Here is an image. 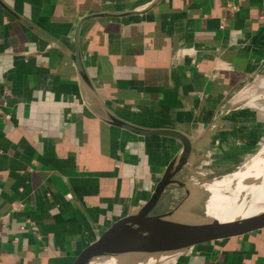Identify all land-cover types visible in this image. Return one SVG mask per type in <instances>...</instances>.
Listing matches in <instances>:
<instances>
[{"label":"crops","instance_id":"obj_1","mask_svg":"<svg viewBox=\"0 0 264 264\" xmlns=\"http://www.w3.org/2000/svg\"><path fill=\"white\" fill-rule=\"evenodd\" d=\"M256 76L264 0H0V264H70L150 200L183 146L119 125L196 141L148 217L198 205L236 165L222 110L264 139ZM229 235L174 264H264V222Z\"/></svg>","mask_w":264,"mask_h":264},{"label":"bare ground","instance_id":"obj_2","mask_svg":"<svg viewBox=\"0 0 264 264\" xmlns=\"http://www.w3.org/2000/svg\"><path fill=\"white\" fill-rule=\"evenodd\" d=\"M257 157L251 160L250 167L245 171L211 180L204 185L210 194L205 207L207 218L193 216L177 219L173 224L166 221L150 223L147 230L137 228L130 239L145 248L185 249L214 238L220 225L231 224L243 218L249 219L240 229L263 223L264 168L260 167L263 159ZM232 185L233 193L225 194ZM230 231L231 228L228 227L221 234ZM152 261L153 259H149L145 264ZM91 264H118V261L111 258Z\"/></svg>","mask_w":264,"mask_h":264},{"label":"water","instance_id":"obj_3","mask_svg":"<svg viewBox=\"0 0 264 264\" xmlns=\"http://www.w3.org/2000/svg\"><path fill=\"white\" fill-rule=\"evenodd\" d=\"M262 76H256L251 85L257 86L254 93L247 99L248 108L254 109L256 104L264 99V93L258 87ZM118 124V123H116ZM119 125V124H118ZM125 129L136 132L140 135H160L174 138L181 142L183 149L178 159L177 167L173 168L174 163L166 170L163 178L158 183L150 200L134 215L129 216L114 223L106 230L96 241L89 244L80 251L71 261L70 264H91L103 262L104 260L114 258L118 264H123V261H128L126 264H145L149 259H153L150 264H174L180 258L186 257L193 253V248H145L134 243L130 237L137 228L148 229L150 223L168 222L173 224L175 220H166L161 218H150L149 213L154 208L164 189L173 183V178L182 170L186 164L193 145L196 141H190L186 136L177 131L158 130V131H142L134 129L128 125H119ZM249 218L239 219L231 224L220 225L216 230V239H220L221 233L231 228L228 238L238 236L239 229ZM152 235V233H150Z\"/></svg>","mask_w":264,"mask_h":264},{"label":"rangeland","instance_id":"obj_4","mask_svg":"<svg viewBox=\"0 0 264 264\" xmlns=\"http://www.w3.org/2000/svg\"><path fill=\"white\" fill-rule=\"evenodd\" d=\"M263 100L264 99L262 98V100L260 101ZM244 109H245V101H241V104L236 109L234 108L223 109L219 115V118L217 119V124H219L220 121H230L235 123L234 126L232 127L233 128L232 133L226 132L225 134H223L222 139L225 140H223L221 144V150L222 149L224 150L225 147L226 148L229 146L232 147L234 149L233 156L235 157L236 160V165L233 168V170L228 174L222 175L218 179L235 172L245 171L247 168L250 167L252 162L251 160L256 158L259 154L260 155L258 157L263 159V163L260 165V167L264 168V139L263 138L261 139L260 133L257 131V129L254 126L251 129V127L246 123V121L243 120ZM237 112L240 113L238 114ZM229 125L230 124L223 123L220 125H215V127L220 132L222 129L226 128ZM245 130H250V131L247 133L245 132ZM244 132L246 134H244ZM227 155H225L224 157H229V158L233 157ZM233 191H234V185H232L231 188L225 191L226 192L225 194H231L233 193ZM202 193H203L202 197L196 201L198 205L189 204L183 206L182 210L180 211L181 214L176 216V220L185 217H193V216L207 218V216L205 215V207L210 194L207 191H202ZM190 201L189 202L187 201V204L190 203ZM126 263H128V261H123V264Z\"/></svg>","mask_w":264,"mask_h":264}]
</instances>
